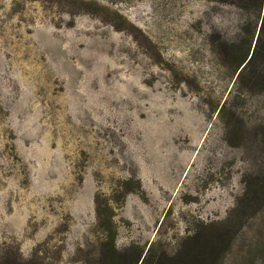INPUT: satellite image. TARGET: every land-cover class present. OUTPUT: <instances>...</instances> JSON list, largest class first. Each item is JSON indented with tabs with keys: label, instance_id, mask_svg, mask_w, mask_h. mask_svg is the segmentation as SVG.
Segmentation results:
<instances>
[{
	"label": "rangeland",
	"instance_id": "374dc122",
	"mask_svg": "<svg viewBox=\"0 0 264 264\" xmlns=\"http://www.w3.org/2000/svg\"><path fill=\"white\" fill-rule=\"evenodd\" d=\"M263 8L0 0V264H264Z\"/></svg>",
	"mask_w": 264,
	"mask_h": 264
},
{
	"label": "trees",
	"instance_id": "16d2710c",
	"mask_svg": "<svg viewBox=\"0 0 264 264\" xmlns=\"http://www.w3.org/2000/svg\"><path fill=\"white\" fill-rule=\"evenodd\" d=\"M262 4V1H260V5ZM249 59H246L240 66L239 76L242 74V72L251 66V64L257 59H260L264 63V8H263V17L261 19V22L259 24L257 36L255 38L253 49L251 51V54L249 55ZM261 61V62H262ZM260 74L255 75V78H259Z\"/></svg>",
	"mask_w": 264,
	"mask_h": 264
}]
</instances>
